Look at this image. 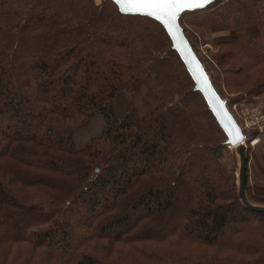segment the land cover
Listing matches in <instances>:
<instances>
[{"label": "trees", "instance_id": "16d2710c", "mask_svg": "<svg viewBox=\"0 0 264 264\" xmlns=\"http://www.w3.org/2000/svg\"><path fill=\"white\" fill-rule=\"evenodd\" d=\"M179 22L197 56L218 35L215 76L198 58L237 120L264 94V0ZM171 46L111 0H0V264H264V212Z\"/></svg>", "mask_w": 264, "mask_h": 264}, {"label": "water", "instance_id": "95a60500", "mask_svg": "<svg viewBox=\"0 0 264 264\" xmlns=\"http://www.w3.org/2000/svg\"><path fill=\"white\" fill-rule=\"evenodd\" d=\"M111 1L117 6L121 14L149 17L158 22L165 29L171 41L172 49L179 56L180 60L182 61L189 76L191 77L194 83V90L198 91L201 94L209 111L212 113L219 127L226 135L225 144L235 147V152L239 159L238 194L241 201L251 209L264 212V206L251 204L250 202H248L245 194L247 181V166L249 161V158L247 156V150L245 146L241 144V142L245 138V135L243 134L239 123L227 108L226 100L223 99L215 89L208 75V72L206 71L201 60L198 58L195 51L193 50L179 22L180 16L183 13L202 9L214 0H209V2L204 4L202 7L184 9L181 13L177 15L176 20L174 22H170L168 27H165L164 24L161 23V21L155 19L154 17L140 13L121 11V6L118 5L115 0Z\"/></svg>", "mask_w": 264, "mask_h": 264}, {"label": "rangeland", "instance_id": "374dc122", "mask_svg": "<svg viewBox=\"0 0 264 264\" xmlns=\"http://www.w3.org/2000/svg\"><path fill=\"white\" fill-rule=\"evenodd\" d=\"M95 2L100 3L101 0H95ZM216 36L218 35L206 34L203 37L202 42L196 44L198 56L205 63V65L209 68V74H211L212 76H215L213 74L215 72L216 67H215V63L212 61L210 57V53L214 52L215 50L213 43H214V38ZM217 85L218 87H221L220 84H217ZM262 96H264V94L255 97L254 101L245 102V103H237V104L231 105V110L233 111L235 117L241 120V118L239 117L240 113L238 114L237 111L239 112V109L241 108V106H247V105L254 106L255 108H257L258 110H261L264 113V105L262 104L264 98L262 99ZM234 108H236L237 111L236 109L234 110ZM252 131H255L257 133L256 136H259L260 140L255 146H251L250 144L247 145V149H248L247 153H248V158H249L248 166H247L248 184H251V182L253 181L252 177L255 175V160H258L259 163L264 164V143L262 141L264 133L260 134L261 132L258 133L256 130H248V133H251ZM221 153H222V162L227 168L233 170V176L235 179V183L238 187L239 159L235 152V149L234 148L230 149L229 147L226 146L221 150Z\"/></svg>", "mask_w": 264, "mask_h": 264}, {"label": "snow or ice", "instance_id": "6c2138e0", "mask_svg": "<svg viewBox=\"0 0 264 264\" xmlns=\"http://www.w3.org/2000/svg\"><path fill=\"white\" fill-rule=\"evenodd\" d=\"M121 11L154 17L165 27L174 22L184 9L202 7L209 0H115Z\"/></svg>", "mask_w": 264, "mask_h": 264}, {"label": "built area", "instance_id": "2783aa9c", "mask_svg": "<svg viewBox=\"0 0 264 264\" xmlns=\"http://www.w3.org/2000/svg\"><path fill=\"white\" fill-rule=\"evenodd\" d=\"M236 108H234L235 110ZM237 111V109H236ZM239 117L241 118L238 119L237 121L242 129L243 134L245 135L244 140L241 142L243 146L247 149V145L250 144L251 146H255L260 138L259 136H251L248 133V130H256L258 133L261 132L260 134L264 133V113L261 110H258L254 106H241L239 109ZM227 147L234 148V146L231 145H226Z\"/></svg>", "mask_w": 264, "mask_h": 264}, {"label": "crops", "instance_id": "0c3cea01", "mask_svg": "<svg viewBox=\"0 0 264 264\" xmlns=\"http://www.w3.org/2000/svg\"><path fill=\"white\" fill-rule=\"evenodd\" d=\"M261 98V97H260ZM264 98V96H262V99ZM262 104L264 105V100H263V102H262Z\"/></svg>", "mask_w": 264, "mask_h": 264}, {"label": "bare ground", "instance_id": "6f19581e", "mask_svg": "<svg viewBox=\"0 0 264 264\" xmlns=\"http://www.w3.org/2000/svg\"><path fill=\"white\" fill-rule=\"evenodd\" d=\"M247 150V149H246Z\"/></svg>", "mask_w": 264, "mask_h": 264}]
</instances>
